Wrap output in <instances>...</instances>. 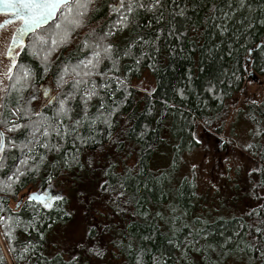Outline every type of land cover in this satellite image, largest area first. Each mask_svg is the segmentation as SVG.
Here are the masks:
<instances>
[{
    "label": "snow or ice",
    "instance_id": "snow-or-ice-1",
    "mask_svg": "<svg viewBox=\"0 0 264 264\" xmlns=\"http://www.w3.org/2000/svg\"><path fill=\"white\" fill-rule=\"evenodd\" d=\"M0 6L19 22L0 50V237L15 259L24 264H227L239 258L243 264H264V100L245 101L251 109L242 136L231 127L241 111L235 105L225 106L233 117L219 111L188 119L192 110L183 113L186 139L173 145L168 168L155 174L143 159L133 160L127 147L130 139L146 143L149 136L155 142L147 143L145 153L166 143L165 119L193 92L197 102L210 96L221 105L229 95L222 90L228 70L221 65L209 71L203 58L194 62L199 72H207L202 92L193 87L191 66L158 99V88L146 76L134 81L145 67L159 74L161 40L181 45L179 52L175 44L168 47L165 60L183 56L186 41L190 53L204 48L199 37L211 27L221 38L204 49L214 61L235 13L247 9L235 21L239 28L232 38L247 41L264 26V0L255 5L253 0H0ZM205 8L203 28L185 26L190 11ZM209 20L216 23L208 25ZM232 47L230 38L229 56ZM257 49L264 50V37L246 49L242 71L254 63L251 54ZM184 58L191 65L190 57ZM232 76L240 79L235 72ZM200 107L208 109V100ZM201 130L211 133L221 158L217 176L223 183L205 178L206 188L215 196L225 185L229 196L243 193L239 216L229 218L230 231L229 225L217 224L218 216L192 210L202 197L196 191L201 172L185 152L197 146L207 150ZM57 180L65 183L54 192ZM72 185L74 200L65 192ZM56 225L69 226L71 243L46 256L47 235Z\"/></svg>",
    "mask_w": 264,
    "mask_h": 264
},
{
    "label": "trees",
    "instance_id": "trees-1",
    "mask_svg": "<svg viewBox=\"0 0 264 264\" xmlns=\"http://www.w3.org/2000/svg\"><path fill=\"white\" fill-rule=\"evenodd\" d=\"M258 2H260V0H253L254 5L255 3ZM206 11H207L206 8L204 10H197V12L195 13H192L190 11L189 16L191 17V19L188 22V24L185 26L189 27L190 29L191 27H194L197 24H201V27L203 28L202 21H203L204 13ZM246 13H247V9L240 10L234 14V20L229 21L230 31L224 37L225 43H223L219 49L214 50V56H215L214 61H213V57L208 56V53L204 49H211L213 43H220L221 38L219 37V35L215 34L214 30L211 27H207V28H203L202 33L199 37L200 43L204 46L203 49H198L196 52L190 53L189 51H187L189 45L186 41L183 45V47H185L186 49L183 56L176 55L174 58L168 56L167 60H165L168 47H170L172 44H175L177 52H179L181 45L175 40H172L170 43H166L164 40H161L159 74L152 73L149 69H147V67L142 69L141 74L145 71H148L150 76L154 79L155 87L158 88V92L156 93L157 99L163 93L170 92L171 86L175 84L177 80H182L184 73L187 71V69L190 66L192 67V72L194 75L193 87L199 89L202 92V88H200V85L202 81L206 78L207 72L205 73L199 72V70L196 68L194 63L197 59L203 58L204 64L210 65V67L208 68L209 71H214L216 68L223 65V67L226 68L229 72V79L226 80L225 84L222 86L223 91L229 92V95L224 97L223 105L217 103L210 96L203 97L200 102H197L196 92H193V94L189 97V99L182 105L180 111L176 112L175 114H169L165 119L164 121L165 128L162 131L166 143H159L153 149L145 153L144 149L146 148L147 143L155 142L154 137L149 136L146 138V143H139V144L136 142L134 138L129 140V144L127 147L134 151V155L132 159L133 160L137 158L143 159V163L147 166L149 170H151L153 174H155L156 172L152 168V163H156L159 165L163 161H168V163L170 164L171 159L173 157V145L178 144L182 140L186 139L187 133L182 130V124L184 122L183 113H186L189 109L192 110V115H189L188 119H192L193 116H207L209 113H218L219 111H226L229 117L233 116V114L231 113V107H225V106H231L230 104L232 102V98L238 95L243 89L246 73L245 71H242V69L244 65L243 58L246 55V49L248 47L254 46L255 43H258L260 39L264 37V26H259L254 30L253 35L249 36L247 41H245L242 37L232 38V33L236 32L239 28V25L236 24L235 21L239 20ZM103 15H104V10L102 9L97 19L102 18ZM217 15H219V13H217ZM142 23H144V25L147 26L148 22L147 20H144L142 21ZM180 23L183 24L184 23L183 20H180ZM214 23H216V21H212V20L208 21V25H212ZM16 24L17 23L15 22L10 25L15 28ZM188 35L189 37L193 36L191 30H189ZM230 38L232 39L233 47L231 49V55L229 56L228 55L229 50L227 49V42L229 41ZM237 39L238 42H236ZM251 55H252V60L254 61V63L250 62V67L253 70V73L264 75V72L260 71L261 68H264V50H259V49L254 50ZM184 56L190 57V60L192 61L191 65L189 60H186ZM233 72H235L236 75L240 77L239 80L235 79L232 76ZM139 77L134 76L133 80ZM203 99L208 100V105H209L208 109H202L200 107V104L203 102ZM136 107L138 109L140 105H137ZM240 109L241 111L237 116H241L243 119H245V113L250 111L251 106L242 107ZM131 110L132 109H130V111ZM158 110H159V106L157 105V111ZM135 123L136 122L134 121L133 122L134 126ZM140 123H143V120H141ZM154 123L155 122L153 121V126ZM204 132L209 133L207 130H204ZM158 170H162V169L157 168V171ZM99 177H100V173L99 170H97L96 178ZM65 182L71 183V180L69 179ZM65 182L57 180L55 182L54 187L55 188L60 187ZM44 186L46 185H42V187ZM76 190H77L76 185H72L71 189H67V195L71 197L73 200L75 199ZM23 191H24L23 188L19 189V193H23ZM185 199H187V197H185ZM7 203H8V207L11 208L13 204V199H8ZM192 210L194 212L195 210H197V207L194 204V202H193ZM232 216L235 215H230L229 217H224L221 215L218 216L220 219L217 220V224L229 225L228 230L230 231L231 227H234V225L230 224V220H229V218ZM65 226L66 225H56L53 227V229L50 232H48L47 241H48V245L50 246L45 248L46 256L53 255L57 250H59V248L64 247ZM6 255L8 256V259L6 258ZM0 257H2V264H9L8 260H10L11 264H24V262L15 259V255L12 252L8 251L7 242L2 237H0ZM227 264H243V261L237 258L235 260L227 261Z\"/></svg>",
    "mask_w": 264,
    "mask_h": 264
},
{
    "label": "rangeland",
    "instance_id": "rangeland-1",
    "mask_svg": "<svg viewBox=\"0 0 264 264\" xmlns=\"http://www.w3.org/2000/svg\"><path fill=\"white\" fill-rule=\"evenodd\" d=\"M2 18L3 16L0 15V21L2 20ZM14 29L15 28L11 25H8L5 29H3L4 31L1 37L0 50H2L3 48L5 38L10 37V34ZM245 73L246 77L244 79L243 89L238 95L232 98V102L230 104L231 106L235 105L239 108L247 107L251 106L250 104L245 103V101L247 100L256 99L259 101L264 99V75L253 73V70L250 67V63L248 64V70L245 71ZM250 73H252L253 76H249ZM145 76L149 81H151L152 86H155L154 79L150 76L148 71L143 72L139 78H143ZM136 79L138 78H135L134 81ZM145 86L147 87L148 85L146 84ZM236 116L232 119L231 127L234 131L242 136L247 121L241 116ZM199 134L202 137L204 143L207 145V150H202L199 146H197L191 151V153L185 152V159L189 163H197L200 166L201 182L196 191L198 193H201L202 197L199 200H194V204L197 207V210H195V212L199 214L201 211H203L205 215L210 214L213 218L220 215L224 217H229L230 215L239 216V208L242 206L243 201L242 192L239 197L235 192H231V195L229 196L226 193L230 192L231 190L228 189L225 185L224 191L219 196H215L210 190L206 188L204 184L205 178L211 179L214 182L223 183L217 176L221 158L219 156L220 149L215 146L213 136L207 132H204V130H201ZM168 164V161H163L159 165L156 163H152V168L155 170V172H157V168L166 170ZM181 172L187 173V168H182ZM233 183H235V180L233 181ZM61 187L62 185L57 188L53 187V191H59ZM65 192L67 193V189H65ZM71 239V229L69 228V226H65L64 247L66 245H70ZM6 258L8 259L7 255ZM8 263L11 264L10 260H8Z\"/></svg>",
    "mask_w": 264,
    "mask_h": 264
},
{
    "label": "water",
    "instance_id": "water-1",
    "mask_svg": "<svg viewBox=\"0 0 264 264\" xmlns=\"http://www.w3.org/2000/svg\"><path fill=\"white\" fill-rule=\"evenodd\" d=\"M0 15H1V16H3V15L5 16V17H3V19L0 21V23H2V22L5 21V20H10V21H12V23L18 22V21L15 19V17L9 15V14L3 9L2 6H0ZM12 23H10V24H12ZM18 23H19V22H18ZM10 24L5 25L4 27H0V31H1L2 29H4L5 27H7L8 25H10ZM249 76H253L252 73H250Z\"/></svg>",
    "mask_w": 264,
    "mask_h": 264
},
{
    "label": "flooded vegetation",
    "instance_id": "flooded-vegetation-1",
    "mask_svg": "<svg viewBox=\"0 0 264 264\" xmlns=\"http://www.w3.org/2000/svg\"><path fill=\"white\" fill-rule=\"evenodd\" d=\"M3 17H5V16L3 15ZM2 19H3V18H2ZM16 23H17V24H16V26H17V25H18V22H16ZM5 28H6V27H5ZM5 28H4V29H5ZM3 31H4L3 29L0 31V43H1V37H2V33H3Z\"/></svg>",
    "mask_w": 264,
    "mask_h": 264
}]
</instances>
